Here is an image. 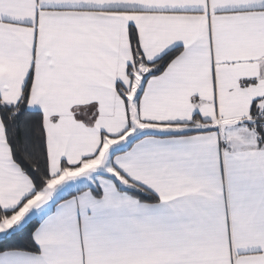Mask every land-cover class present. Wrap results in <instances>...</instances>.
<instances>
[{
	"label": "snow or ice",
	"instance_id": "snow-or-ice-1",
	"mask_svg": "<svg viewBox=\"0 0 264 264\" xmlns=\"http://www.w3.org/2000/svg\"><path fill=\"white\" fill-rule=\"evenodd\" d=\"M0 264H264V0H0Z\"/></svg>",
	"mask_w": 264,
	"mask_h": 264
}]
</instances>
